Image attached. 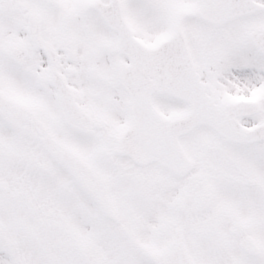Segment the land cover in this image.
I'll use <instances>...</instances> for the list:
<instances>
[{
	"label": "snow or ice",
	"instance_id": "6c2138e0",
	"mask_svg": "<svg viewBox=\"0 0 264 264\" xmlns=\"http://www.w3.org/2000/svg\"><path fill=\"white\" fill-rule=\"evenodd\" d=\"M0 264H264V0H0Z\"/></svg>",
	"mask_w": 264,
	"mask_h": 264
}]
</instances>
